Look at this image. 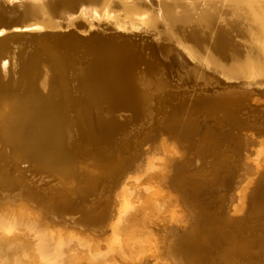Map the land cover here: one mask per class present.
<instances>
[{
	"label": "bare ground",
	"instance_id": "6f19581e",
	"mask_svg": "<svg viewBox=\"0 0 264 264\" xmlns=\"http://www.w3.org/2000/svg\"><path fill=\"white\" fill-rule=\"evenodd\" d=\"M4 1L21 2L23 14L28 19L25 26L30 29H52L60 26L65 16L67 22H73L78 17L91 29L94 24L107 27L105 21L114 20L123 24V20L131 27L147 28L133 35H151L163 43L160 46L138 43L139 52H132L127 46L129 43H115L111 48H100L98 55L101 57L93 54L88 57L86 54L87 58L84 57L86 59L81 64L69 65L67 58L54 57L47 51L25 55L24 43L18 51L12 50L8 43L0 45V105L4 107L0 110V141L9 148L21 151L28 161L40 167L69 170L63 167L75 163L74 157L78 152L76 141L103 144L122 129L123 124L115 117H103L101 111L104 106L110 110L121 108L126 110L124 112L131 111L137 117L142 113L141 109L147 107L148 122L153 123L149 97L136 84L143 66L149 65L151 53L148 56L146 52L149 46L155 48L161 60L155 68L159 69L162 63L173 83L192 88L194 92L199 88L200 92L214 88L209 94L217 100L209 99L208 93H201L204 100L200 103H207L206 106L200 107L197 103L192 112H186L182 107L184 116L193 117L201 113L204 122L202 124L199 117H194L192 131L197 133L203 129L206 134H211L212 140L204 143L205 150L202 149L203 144L199 146L196 165L192 163L194 158L187 162L173 159L175 155L182 158L176 150L165 156L152 174L159 184L153 186L154 190L150 193H145L135 182L127 181L123 192L118 191L119 196L110 189L107 194L102 193L86 201L84 197L94 195L95 188L87 186L82 193L75 184L67 192L62 179L54 186L38 190L19 176L9 182L10 164L0 157L3 169V175H0V264H114L118 260L122 264H131L133 258L140 260L139 264H145L150 257H170L177 261V250L182 251V244L178 246L177 226L186 225L189 228L178 234L184 236L182 241L189 244L186 252H196L198 257L211 261L215 259L217 264H230L231 258L240 264H252L253 257L264 254L260 238L264 231V197L257 203L258 196L255 195L263 179L261 169L264 170V156L258 154L255 134H258V129L264 135V123L257 120L254 111L249 110L251 125H243L241 130L245 128L248 132L240 133L235 139L239 154L243 153V156L240 155L243 165L245 163L252 173L247 174L249 177L252 175L250 182L238 164L236 167L230 165L235 167V171L239 170L238 173L233 171L231 174L226 170L230 162L226 157L229 150L224 147L225 140H232L235 128L231 127L229 117H220V113L227 110L224 107H239L256 101V95H264V0H76L73 4L68 3L70 0ZM142 52L146 53L148 60L136 55ZM103 54L106 57H102ZM40 64L48 66L52 72L54 70V74L58 73L55 77L58 91L52 93L49 102L43 101L33 89L42 77ZM151 68L147 70L155 74L156 69ZM143 74L146 75L144 71ZM44 79L48 81V73ZM208 105L212 107L209 109ZM163 115L164 124L172 128L169 123L173 117ZM174 131L175 135L182 136L177 129ZM187 131L183 134H189ZM187 137L189 135L179 138L184 140ZM255 153L256 163L252 161ZM81 162L93 166L91 171L94 176L101 174L92 158ZM205 164L207 169L192 170L194 165ZM225 171L228 176L224 175ZM173 176L177 183L185 187L183 196L173 193L164 197L161 185L164 182L170 186ZM211 183L214 188L208 185ZM215 185H218L217 189ZM169 186L166 184L164 187ZM225 186L231 190L230 193H219V196L217 194L209 199L213 192H220ZM21 194L38 202H50L54 210L70 212L81 223L93 224L107 232L95 236L89 234L88 228V233L79 237V232H71L74 227L69 232L67 228L66 232L64 228V231L53 228L56 226L54 221L39 215L26 203L19 202L16 196ZM72 194L81 198L78 208L72 205ZM185 198L188 199L186 208L182 204ZM177 201L182 209L178 218L173 213L177 212ZM247 201L251 203L250 207L253 206L251 212L256 218L250 217L249 221L256 222L255 226L244 218L236 219L249 211ZM131 202L139 203V209L122 205ZM188 208L189 214L186 213ZM146 210L151 211L146 213ZM229 210L234 215H225ZM189 215L192 216L190 221ZM137 231L141 233L136 235ZM258 231L261 232L259 238L255 236ZM105 239L108 253H97L95 248ZM212 246L220 253L217 258L211 254ZM241 255L244 257L236 258ZM245 258L251 260L245 262Z\"/></svg>",
	"mask_w": 264,
	"mask_h": 264
},
{
	"label": "rangeland",
	"instance_id": "374dc122",
	"mask_svg": "<svg viewBox=\"0 0 264 264\" xmlns=\"http://www.w3.org/2000/svg\"><path fill=\"white\" fill-rule=\"evenodd\" d=\"M105 22H107L108 28H111L116 32H122L125 34L141 33L142 31H144V29H147V28L137 29V28L131 27L129 23L124 22L123 20H122L123 24H118L114 20L105 21ZM127 46L129 48H131V47H133V46L135 47L137 45L133 43V45L131 44V45H127ZM135 49L137 50L138 48H135ZM131 50H132V48H131ZM146 52H147L148 56L151 53L150 57H149L150 59L148 58L149 59V65H147L146 67L143 66V68H142L144 73H146V75L143 74V71L139 72L138 78L136 79V84H137V86L138 85L140 86L141 91H144L142 93L146 94L149 97V104H150V101H155L154 103L159 101L161 104L166 106L167 104H164V103H167V101H168V103L174 101V100H172V98L170 101H169V99L171 97L172 88H174V89L176 88L177 89L176 93H178L179 95L181 94L180 95L181 97L178 95L179 97H177V98H182V100H180V103H179V104H181L180 105L181 109H182V107L185 108L186 112H189V111L192 112V110L195 109V108L193 109V107L197 106V103L200 107L207 105V103H202V104L200 103L204 100V97H201L202 95H201V93H199L200 91H198L200 88L196 89L197 91L194 89L196 91V92H194L192 88H185L184 86H178L177 84L173 83L172 80L169 78L167 71L163 67L162 63L160 64L161 67L159 66V69H156L157 63L159 64L161 60L159 59V57L156 53L157 51H155L154 47H152V46L147 47ZM138 54L139 53H136V55L141 58L142 56H140V54L139 55ZM76 56H79V55H76ZM86 58H87V56H86ZM86 58L80 56V57L74 58V60H71L73 58L69 57V58H67L68 59L67 65L75 64V63L81 64V62H83V60ZM142 58L148 60L146 57H142ZM150 66H152L151 70L155 71V69H156L157 73H156V71H155V74H154V72H149L147 69ZM40 68H42V77L39 81L40 86H42V88L44 90H47L49 87V80L51 78L50 77L51 74H52V76L55 75V77H56V75L58 73L53 74V72L50 70V68L46 65H43V64H40ZM163 68H164V70H163ZM46 73H48V81L47 82L44 79V76L46 75ZM149 73H150V75H152V73H153V75L150 76ZM221 85H224V84H221ZM219 87H220V85H219ZM182 88H183V90H182ZM213 89H205V90H207V92L212 93ZM179 92H181V93H179ZM184 92H186V95H182ZM191 93H193L195 96L193 94L191 95ZM176 95H174V96L176 97ZM190 95L192 97H189V99L187 98L189 101L186 100V97L190 96ZM207 97L209 99L217 100L216 99L217 97L212 96L209 93H208ZM166 98H168V99L166 100ZM256 98H257L256 101H252V102H248V103H250V104L253 103V104H257V105H264V95H256ZM184 100H185V102H184ZM191 102H192V104H191ZM193 103H195V104H193ZM248 103H246L245 105L239 106V107L226 106L224 108H227V110L225 112L220 113L221 118L229 117L227 119H230V121H232L231 127L235 128V130L232 133V140H225L226 143H225L224 147H227L229 150V152H228L229 154L226 157L229 158L228 162H230V163H227L229 165L226 166L227 167L226 170H227V172L229 171V173L232 174L233 171H235L236 165L238 164L237 166H239V169L243 171L242 174L244 176L247 174H252V173L249 172L245 163L243 165V162H242L243 158L241 157V156H243V153L239 154L240 150L236 147L235 139L237 136L240 135V133L248 132L245 128H244V131L241 132V130H243V125H248V126L251 125V124H249L251 119H249V117H248L249 116L248 112H250L249 110H251V108L249 107ZM190 107H191V109H190ZM211 107L212 106H209V105L207 106V108H209V109ZM244 107H247L246 110L239 112ZM121 111H126V110L121 109V108H119L117 110L116 109L110 110L107 108V106L103 107V109L101 111L103 113V117H106V118L115 117L121 124H123V128L120 129L119 131H117L116 134L111 138L113 141L110 139L111 141L109 140L108 142H103V144H102V142L101 143L100 142H94V143L92 142L90 144V141L89 142L86 141L87 144H85L86 143L85 141H82V142L80 140L76 141V144L78 147V149H77L78 152H77L76 156L74 157V162H75V160L76 161L79 160V162H81L87 158H92V160L98 165V167L100 168L101 171L103 169L108 171V169H111L115 166L117 167L118 165L124 163V161H125V159H127L128 155L132 154L133 151L136 149L137 142L141 141L140 138L145 136L150 131H153V129L155 128V124H154L155 122L154 121H153V123L148 122L147 107H144L143 110L141 109L142 113L138 117L136 115H134L133 112L128 111L129 112L128 117L120 120V117L118 118L117 113H119ZM155 112H156V110L153 112V114ZM191 112H190V114H191ZM159 114H161V115L164 114L167 116L166 113H163V114L159 113ZM159 114H158V112H156V114L154 115V118ZM197 114L200 116H198ZM255 116H257V115H255ZM194 117L195 118L199 117L201 119L200 121L203 124L204 121H202V119H205V118H202L203 116L201 117V113L200 114L199 113L194 114L192 119ZM162 119L164 120V118H162ZM200 121H198V122L201 123ZM196 123H197V121H196ZM170 128L171 127H167L166 124H163V129L165 131H163L164 133H161V138L158 140V142L155 144L147 143L145 145V147L143 149L144 152H143V155L141 156V158L135 162V166L127 172V174L125 175L123 180L120 182V184L117 185L115 190H113V191H115L116 195L118 194V191L123 192L122 190L125 189V184L127 183V181L135 182L136 185H139V188H143L145 193L152 192L154 190V188H152V187L157 186L159 184L158 179H155L152 175L153 173L156 172L155 167H158L159 163L163 162L164 157L172 154L173 152H175V150H176V152H179L182 156V158H180V157L176 158L178 156L175 155V157L173 159H175L176 161L187 162L190 159L194 158L192 163L195 165L198 164L197 159L199 157H197L198 156L197 150L200 149L199 146L202 144H203V146H202L203 150H205L207 148L204 146V143H206L207 140H209V141L212 140V138L210 139L211 134H206L205 130L201 129L200 131H196L197 133H195V131H192L189 134L188 133L184 134V135H189L191 141H190V139H188L189 137H187V139L181 140V138H179V137H182L183 133H182V136L178 135V133H177V135H175L176 132ZM225 131H227V130H225ZM256 131H258V134H255L256 140L258 141L257 142V150H259L258 154H260L263 157L264 156V135H261L260 130L257 129ZM79 142H81L82 144ZM180 145H181V147H180ZM0 147H1L0 157H3L5 160H7L10 165H12L13 162L16 163L20 160H26L27 162H30V161H28V158L26 157V155H24V153H22L21 151H18L17 149L9 148L5 143H3L1 141H0ZM181 152H183V154ZM256 157H257V153H255L252 157V161L254 160L253 161L254 163H256L255 162ZM221 158H223V157H221ZM108 159H111V162H108L107 161ZM233 159L236 161H234ZM229 160H231V161H229ZM238 160H239V162H237ZM31 163H33L34 166H36V167H40L35 162H31ZM231 164H232V166L235 165V167L232 168V166H230ZM195 165L192 166V170H194V171H202L203 169L208 168L207 164H205L206 166H199V165L195 166ZM228 167L229 168L231 167L230 168L231 170L228 169ZM54 171L57 173L55 168H54ZM238 171H235V173H238ZM227 172L225 171V173H227ZM261 172H262L261 174H263L264 170L261 169ZM70 173H74V169L59 171V173L57 175L59 176V179H62L64 181V183H66V186H70V188H72L76 184V179H72L71 181L65 182V179L63 178L64 176H66L68 174L70 175ZM225 173H224V175L228 176V173L227 174H225ZM62 175H63V177H62ZM247 176L249 178V179L247 178L248 181H250L251 180L250 178L252 177V175H250L251 177H249V175H247ZM166 184H167V186H169L168 183H164V182L161 185V187L163 188L161 195L166 197L168 195H172L173 193H176L180 196H183L185 187L180 185L179 182L177 183V179H175L174 176L170 182V186L164 187V186H166ZM227 184H229V183H227ZM208 185L213 186L212 183L208 184ZM217 186L218 185H215V189H217L216 188ZM213 188H214V186H213ZM71 190H73V189H71ZM230 192H231V190H229V188L225 186V188L221 189L220 192L219 191H217L215 193L213 192L212 196L209 199L215 198V196H217V194L219 196V193L225 194V193H230ZM118 196H119V194H118ZM16 197L19 198V200H20L19 202L26 203L34 211H37L39 213V215L46 216L49 221L50 220L54 221L56 226L54 225L53 228H58V229H62V230L64 228L65 232H66L65 228H67V229H69V230H67V232H69L74 227L73 231H71V232H73V233L79 232L81 234V235L79 234V237L83 236V234L84 235L87 234L88 232H89V234H92L95 236H99L100 234H104L107 232L104 229H99L98 227L94 226L93 224L81 223L80 220L76 219L77 216L74 217L70 212L68 213V212H60V211L54 210V208L50 207V205H49L50 202L49 203L40 202V201L38 202V201L32 200L31 198H28L25 194L17 195ZM187 200L188 199L185 198L182 201V204H183V206H185V208H186V205L188 204ZM248 204L250 207L251 203L249 201H247V205ZM31 205H33L34 208ZM122 205H124L125 207H136L135 209H137L139 207V203H134V202L128 203V205L122 203ZM179 205H180V202L177 201V209H176L177 212H175V211L173 212V213H176L175 215H177V218L179 216L180 210H182ZM187 210L188 211H186V213L189 214V208ZM146 211H145L146 213H149V211H151V210H146ZM225 215L229 216V215H234V214H233V212H231L229 210L226 212ZM243 215H245V214H242V216ZM174 217H176V216H174ZM191 217L192 216L189 215V221H190ZM184 220H185V218H184ZM189 221H187L186 224H188ZM62 222H63L64 227L62 226ZM184 223L185 222H183L182 224H184ZM59 224H61V225H59ZM128 227H130V224L128 225ZM188 228H189L188 225H186L185 227H178L177 226V240H179V242H180L178 244V246L181 247V244H182V247L180 248V250L182 249V251L177 250V261H174V259H172L170 257H166V258H162V259H155V257H150V259L147 260L148 262H146L145 264H167V263L168 264H179V263L180 264H202V263L203 264H217L215 259L211 261V260H207L206 257L205 258L204 257L203 258L198 257L196 255L197 254L196 252H186V251H188L187 249H188L189 244H187L188 242L183 240L184 243L186 242L184 244L182 241V238L184 236L179 235V234L180 233L183 234V232H185ZM86 229H88V232ZM84 231H85V233H84ZM263 232L264 231H262V233ZM136 233H135L136 235H139V233H141V232L137 231ZM259 234L261 235L260 231L256 232L255 236L259 238V236H260ZM166 235H169V234H166ZM100 238H104V236L100 237ZM165 238H168V236H165ZM105 241H106V239L103 242H101V244H99L97 248H95L97 253H102V254L108 253L107 248L105 246ZM126 241H127V243H129L128 240H126ZM184 247H185V249H183ZM211 248L212 249H210V250H211L212 256L213 257L215 256L217 258L220 253L217 252V249L214 246H212ZM242 257H244V255L237 256L236 258H242ZM167 258H168L169 262H166V261H168ZM244 260H245V262H248L251 260V258H245ZM131 262H132L131 264H139L140 260H138L137 258H133V260ZM233 262H236L235 264L241 263V262L239 263V261L237 262V260L235 258H231L230 264H233ZM115 263L116 264H122V262H120V260H118ZM124 264H127V263H124ZM252 264H264V254L259 255V256L257 254L256 257H253V263Z\"/></svg>",
	"mask_w": 264,
	"mask_h": 264
},
{
	"label": "water",
	"instance_id": "95a60500",
	"mask_svg": "<svg viewBox=\"0 0 264 264\" xmlns=\"http://www.w3.org/2000/svg\"><path fill=\"white\" fill-rule=\"evenodd\" d=\"M75 2L76 0H70V2L68 3L73 4ZM20 3L21 2L18 1L9 2V1L0 0V45L8 43L10 47H12V50L18 51L20 48L19 46L24 43V45L26 46L25 55L36 54L39 52L45 53V51H47L49 55H52L54 57H63V59L69 57H72L74 59L80 56L86 57V54L88 57H90L92 54H93L92 56L101 57V55H98L100 53L99 52L100 48L102 47L111 48V46L113 47L115 43H117L118 45H121L122 43L125 44L129 43L128 45L130 44L133 45V43L134 44L152 43V45H156V46L157 45L160 46L163 44L162 42H158L156 38L151 35L138 36L133 34H124L122 32H116L113 29L106 27L104 24L103 25L94 24L93 28L91 29L90 26L84 24L85 22L78 17L75 18L73 22H67V16H65L61 19L62 22L61 25L52 27V29H47L44 27L35 30L30 29L25 26L26 23L28 22V19L25 18L23 14V8H21L22 4ZM135 48L138 47L135 46ZM135 48H132V52H139ZM104 52L106 55H108L106 51ZM76 55H80V56H76ZM140 56L147 57L145 52L140 53ZM102 57H106V56L103 54ZM172 65L176 66L178 64H172ZM173 69H171L170 71L172 75L175 74L173 72ZM53 74H54V70H53ZM57 83L58 82L55 78V75H53L49 80V87L47 90H44L42 86H40L39 81L38 84L36 83L33 86V89L35 92H38V95L42 98L43 101L49 102L52 98V93L58 91ZM185 88H189V87L185 86ZM176 92L177 89L172 88L171 98H173L172 100L174 101L165 103L167 104L166 106L161 104L159 101H157L156 103H154L155 101H150V105L152 106L151 109L153 110V112L156 110L158 114L166 113L168 117L169 116L173 117V120L172 121L170 120L171 123H169V125H173L172 128L170 129L173 130L177 129L178 132L181 133L188 130L190 133L193 130V126H194L193 123L195 122L192 120V117L188 115L185 116L183 115L180 106L181 104H179L181 98H177L179 96L177 97L174 96ZM199 93H211V92H199ZM176 94L179 95L178 93ZM248 105L251 108V110L254 111L253 115H257V120L263 121L262 123H264V105H257L253 103L251 104L248 103ZM3 109L4 107L2 108V106L0 105V110ZM156 112L154 113V115L156 114ZM128 114H129L128 112L123 111L118 115V118L120 117L121 120L123 118L128 117ZM161 117L162 115L159 114L154 118L155 128L153 129V131H150L145 136L140 138L141 141L137 142L136 149L133 151L132 154L128 155L124 163L118 165L117 167L115 166L111 169H108V171L103 169L102 171H100L101 174H99L98 176L96 175L94 176L91 171L93 166L85 165L82 162H79V160L78 161L75 160V163L69 165V167L73 166L72 168H69L67 165L63 167L65 169L68 168L69 170L74 169V173H70V175L68 174L64 177L62 175V177L65 179V182L71 181L72 179H76V184H78L77 190L81 191L82 193L86 191L87 186H89L88 188L90 187L95 188L96 192L94 195H88V196L84 195L86 201H90L92 200V198H96L100 196V194L102 193L107 194V192L110 189L111 191L115 190L117 185L120 184V182L123 180L127 172L135 166V162L141 158L144 152L143 149L145 145L147 143L155 144L161 138V133H164L163 131H165L162 127L164 124V120L162 122ZM0 152H1V147H0ZM107 161L111 162V159H108ZM9 167H10L9 168L10 174H8L9 182H11V179L14 180L17 176H20L22 181L27 182L30 186L38 190L47 189L48 187L52 185L54 186L56 183L59 182V176L57 175L59 171H61L59 168H55V170L57 171L56 173L54 171V168L52 167L50 168L36 167L34 166L33 163L27 162L26 160H20L16 163L13 162V164L10 165ZM1 168H2V163L0 162V175H3L2 174L3 172H1V170L3 169ZM262 175H263V179L260 180L259 186H257V189L255 190L256 192L255 195L258 196L257 203L261 202V199L264 197V173ZM65 191L69 192L70 186H67L65 188ZM71 198H72L71 199L72 205L78 208L80 206L79 204L81 198H78L77 195H73V194L71 195ZM251 211H253V206L249 208V211L245 215L236 219L243 220L244 218V221L246 220V222L255 226L257 224L256 222L254 221L252 222V220L249 221L250 217L251 218L253 217ZM255 219L256 218H254V220ZM261 238H262L261 239L262 245H264V232L262 233Z\"/></svg>",
	"mask_w": 264,
	"mask_h": 264
}]
</instances>
